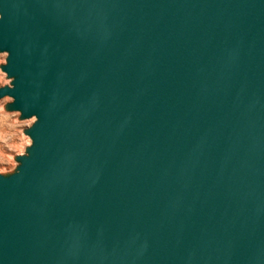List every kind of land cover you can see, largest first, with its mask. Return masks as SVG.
Listing matches in <instances>:
<instances>
[{
    "label": "water",
    "instance_id": "95a60500",
    "mask_svg": "<svg viewBox=\"0 0 264 264\" xmlns=\"http://www.w3.org/2000/svg\"><path fill=\"white\" fill-rule=\"evenodd\" d=\"M0 264H264V0H0Z\"/></svg>",
    "mask_w": 264,
    "mask_h": 264
},
{
    "label": "rangeland",
    "instance_id": "374dc122",
    "mask_svg": "<svg viewBox=\"0 0 264 264\" xmlns=\"http://www.w3.org/2000/svg\"><path fill=\"white\" fill-rule=\"evenodd\" d=\"M6 58L7 53H0V87L11 82L1 69V65L6 63ZM10 101H12L10 97L0 100V171L5 173L16 168L18 163L15 156L23 154L31 144V139L24 130L35 121V118L20 120L19 112H11L3 108Z\"/></svg>",
    "mask_w": 264,
    "mask_h": 264
},
{
    "label": "bare ground",
    "instance_id": "6f19581e",
    "mask_svg": "<svg viewBox=\"0 0 264 264\" xmlns=\"http://www.w3.org/2000/svg\"><path fill=\"white\" fill-rule=\"evenodd\" d=\"M5 98H6V97H5ZM2 99H4V98H2ZM2 99H0V100H2ZM7 103H8V102H7ZM7 103H6V104H7ZM6 104H5V105H6ZM5 105L3 106V108L5 107ZM0 172H1V171H0Z\"/></svg>",
    "mask_w": 264,
    "mask_h": 264
}]
</instances>
